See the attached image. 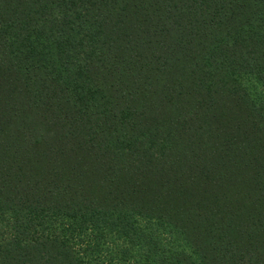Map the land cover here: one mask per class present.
I'll return each instance as SVG.
<instances>
[{"label": "trees", "instance_id": "obj_1", "mask_svg": "<svg viewBox=\"0 0 264 264\" xmlns=\"http://www.w3.org/2000/svg\"><path fill=\"white\" fill-rule=\"evenodd\" d=\"M0 264H264V0H0Z\"/></svg>", "mask_w": 264, "mask_h": 264}, {"label": "rangeland", "instance_id": "obj_2", "mask_svg": "<svg viewBox=\"0 0 264 264\" xmlns=\"http://www.w3.org/2000/svg\"><path fill=\"white\" fill-rule=\"evenodd\" d=\"M246 83H247L249 89L253 93L258 92V91H260L263 88L261 85H259L258 83L254 82V81H247Z\"/></svg>", "mask_w": 264, "mask_h": 264}]
</instances>
